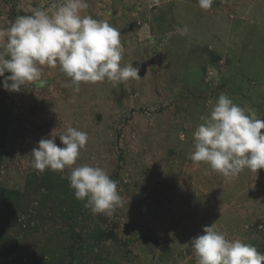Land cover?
I'll use <instances>...</instances> for the list:
<instances>
[{
    "label": "rangeland",
    "instance_id": "1",
    "mask_svg": "<svg viewBox=\"0 0 264 264\" xmlns=\"http://www.w3.org/2000/svg\"><path fill=\"white\" fill-rule=\"evenodd\" d=\"M60 2L0 0V29ZM87 3L82 15L120 31L121 66L141 78L74 91L59 65H45L43 84L12 92L0 77V264H197L191 239L213 223L264 253V169L226 178L191 159L220 94L264 119V0ZM69 126L89 137L72 167L99 166L118 182L111 215L75 198L72 167H32L38 141Z\"/></svg>",
    "mask_w": 264,
    "mask_h": 264
},
{
    "label": "clouds",
    "instance_id": "2",
    "mask_svg": "<svg viewBox=\"0 0 264 264\" xmlns=\"http://www.w3.org/2000/svg\"><path fill=\"white\" fill-rule=\"evenodd\" d=\"M214 0H198L209 10ZM87 0H62L51 10L35 9L31 15L18 16L10 27L0 29V77L5 90L19 92L26 82L44 81L42 66L57 67L71 79L74 91L81 83L95 84L105 80L121 83L141 78L139 67L121 66L124 47L121 33L107 20L82 15ZM181 35L187 28L177 29ZM5 73L10 75L5 76ZM193 132L194 163L204 162L211 169L235 178L245 169H264V119L251 107H241L226 94H220L210 114L200 117ZM63 145L56 144V137ZM86 132L67 127L52 130L49 138L38 141L32 150V167L63 171L72 167L86 147ZM185 140L183 132L179 134ZM78 200L94 214L112 212L122 204L118 182L99 166L87 164L72 167L68 176ZM197 264H264V253L251 244L229 240L214 223L203 228V234L191 239Z\"/></svg>",
    "mask_w": 264,
    "mask_h": 264
}]
</instances>
